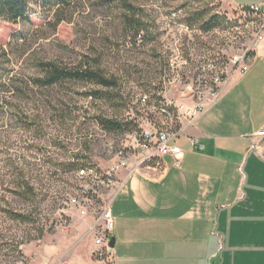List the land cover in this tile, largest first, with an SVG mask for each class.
<instances>
[{
    "label": "rangeland",
    "instance_id": "374dc122",
    "mask_svg": "<svg viewBox=\"0 0 264 264\" xmlns=\"http://www.w3.org/2000/svg\"><path fill=\"white\" fill-rule=\"evenodd\" d=\"M263 11L229 0H33L25 18L0 16V264H32L47 244L76 233L79 241V223L96 220L114 193L96 185L89 191V170L80 168L105 170L128 145V132L106 131L97 118L181 125L179 105L227 76L264 24ZM47 61L83 62L116 85L67 80L40 88L34 79ZM139 154L146 165L161 159ZM11 212L33 220L15 221ZM93 238L77 251L86 256ZM8 239L19 241L16 249Z\"/></svg>",
    "mask_w": 264,
    "mask_h": 264
},
{
    "label": "crops",
    "instance_id": "0c3cea01",
    "mask_svg": "<svg viewBox=\"0 0 264 264\" xmlns=\"http://www.w3.org/2000/svg\"><path fill=\"white\" fill-rule=\"evenodd\" d=\"M229 1L264 10V0ZM251 54L247 72L232 67L218 100L182 122L179 164L166 156L121 171L112 259L92 256L95 234L86 256L77 251L93 234L88 218L79 241L47 244L32 264H264V39Z\"/></svg>",
    "mask_w": 264,
    "mask_h": 264
},
{
    "label": "built area",
    "instance_id": "2783aa9c",
    "mask_svg": "<svg viewBox=\"0 0 264 264\" xmlns=\"http://www.w3.org/2000/svg\"><path fill=\"white\" fill-rule=\"evenodd\" d=\"M249 8H261L259 5H250ZM264 13V11H263ZM264 39V24L260 30L255 34L250 47L244 53L236 55L233 60V68L239 70L242 73L247 72L250 69L249 61L251 60V53L259 43ZM226 79L225 76H218L215 78V85L210 87L205 95H200L198 93V99L193 100L191 104H180L179 108L182 111V122L184 120L188 122H193L194 119L201 113L206 111V109L214 104L220 97V85ZM144 100L146 101L149 96L145 95ZM164 103H170L165 101ZM164 103L161 107L166 119H169L168 111L164 110ZM156 108V105H154ZM182 122L181 125L176 128H172L169 125L167 127H157L155 124H150L147 126H139L136 130L128 132V145L123 149H118L120 151V159L116 161L107 169H94L89 167H82L79 171L89 170V177L86 180V188L92 191L94 185L98 187H103L107 189L118 190L123 184L125 177L121 176V171L126 170L127 174L130 172L142 168L144 164V155L139 154L143 151L144 154H152L153 152L164 153V157L171 156L174 158L175 163L179 164L184 156L183 148L177 143V139L182 132ZM264 136V130L258 133ZM192 144L195 146L197 144L196 139H192ZM108 202L105 203L103 209L99 216L96 218L94 224L89 228V231L95 234L97 248L95 250V255L98 258H103L104 256H109L113 258V247L110 246L111 242V232L114 228V218L112 213V200L113 196ZM78 204V199H71V206L74 207ZM88 215L86 208L80 209L81 218H85ZM113 262V261H112Z\"/></svg>",
    "mask_w": 264,
    "mask_h": 264
},
{
    "label": "trees",
    "instance_id": "16d2710c",
    "mask_svg": "<svg viewBox=\"0 0 264 264\" xmlns=\"http://www.w3.org/2000/svg\"><path fill=\"white\" fill-rule=\"evenodd\" d=\"M33 0H0V16L9 21H17L27 17L28 8ZM142 28L139 27L138 31ZM40 69L42 76L34 79L35 84L40 88H52L61 84L67 80L70 81H82L89 82L105 87H113L116 85L115 79H109L105 76L103 70L100 68H94L90 65H85L83 62H79L74 67L62 66L52 61L41 62ZM3 89V84L0 82V93ZM97 94V93H94ZM169 112V110L167 109ZM98 124L106 131L109 132H130L138 128L137 121H119L115 119H105L103 117L97 118ZM72 168H78L79 165L72 163ZM27 192L34 193L31 188H27ZM23 197L29 199L27 195L22 194ZM10 216L15 221L30 222L33 220L32 214L11 212ZM10 240V241H9ZM19 241L16 239H8L5 243L8 247L16 249V244ZM24 241H20V245L24 244ZM19 245V246H20Z\"/></svg>",
    "mask_w": 264,
    "mask_h": 264
},
{
    "label": "bare ground",
    "instance_id": "6f19581e",
    "mask_svg": "<svg viewBox=\"0 0 264 264\" xmlns=\"http://www.w3.org/2000/svg\"><path fill=\"white\" fill-rule=\"evenodd\" d=\"M252 11H259V12H262V9L261 8H250ZM166 111H167V109H165ZM169 113V116L171 117L172 115H171V113L170 112H168ZM119 158H120V151H119ZM149 156H155V157H157V158H163L164 157V153H160V152H153L152 154H148V157Z\"/></svg>",
    "mask_w": 264,
    "mask_h": 264
},
{
    "label": "water",
    "instance_id": "95a60500",
    "mask_svg": "<svg viewBox=\"0 0 264 264\" xmlns=\"http://www.w3.org/2000/svg\"><path fill=\"white\" fill-rule=\"evenodd\" d=\"M114 243H115V239H112L111 242H110V246H114Z\"/></svg>",
    "mask_w": 264,
    "mask_h": 264
}]
</instances>
